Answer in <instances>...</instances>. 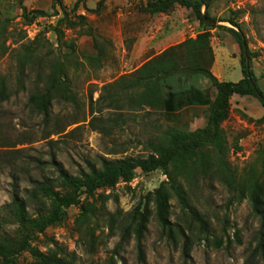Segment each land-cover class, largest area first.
I'll list each match as a JSON object with an SVG mask.
<instances>
[{"label":"rangeland","instance_id":"374dc122","mask_svg":"<svg viewBox=\"0 0 264 264\" xmlns=\"http://www.w3.org/2000/svg\"><path fill=\"white\" fill-rule=\"evenodd\" d=\"M99 1L58 0L53 9L52 0H0V80L8 93L0 101V153L7 161H0V207L10 203L15 179L25 198L34 182L56 178L59 168L78 176L99 168L102 159L145 158L150 154L146 143L157 141L167 128H204L205 107H185L171 121L160 102L153 108L139 106L133 102L137 91H123L122 82L108 87L198 34H210L212 74L219 81L237 82L240 50L229 30L240 31L264 93V0H211L208 16L214 28L179 4L151 13L147 0H105L97 9ZM23 8L47 15L27 23ZM174 57L183 60L181 53ZM202 60L208 64L209 56ZM56 64L62 68L57 88L67 86L74 101L57 94L41 113L29 97L44 92ZM161 86L164 93L196 88L215 94L207 79L188 72L170 75ZM230 104L221 128L226 160L244 196L238 198L215 177L180 180L205 231L173 195L170 225L163 227L144 196L167 177L160 169L137 170L128 184L83 196V206L91 210L88 219L81 221L80 209L70 207L62 222L36 235L32 246L65 264H264V252L255 251L264 245V109L251 96L235 95ZM252 188L261 200V215L249 199ZM139 205L147 214L140 237L138 219L133 220ZM5 238L18 239L13 222H0V240ZM16 263L38 264L28 252L20 253Z\"/></svg>","mask_w":264,"mask_h":264},{"label":"trees","instance_id":"16d2710c","mask_svg":"<svg viewBox=\"0 0 264 264\" xmlns=\"http://www.w3.org/2000/svg\"><path fill=\"white\" fill-rule=\"evenodd\" d=\"M104 1L98 2L97 9L103 5ZM210 2L211 0H155L153 2L147 0V9L151 13H162L174 4H179L184 8L191 9L198 20L204 22L210 20L211 27L214 28L213 19L208 16ZM56 3L58 0H52L53 9L56 7ZM203 8H205L204 12H202ZM63 13L67 16L66 12ZM45 15L47 13L43 11L28 12L25 8L22 12L23 19L27 23L36 17ZM79 19L82 21L84 18L80 17ZM56 31L59 33L58 30ZM229 33L237 42L240 50L241 79L237 82L219 81L210 71L209 66L212 63L210 34L204 32L198 34L194 39H187L168 48L160 55L143 63L129 76L108 86L111 88L122 82L123 91H137L138 95L133 102L139 106L153 108L156 103L160 102L163 109L162 114L171 121L185 107H205L207 121L204 128L194 131L167 128L157 141L146 143L150 154L145 158L102 159L99 168L91 167L87 173L81 172L78 176H71L59 168L56 178L49 177L34 182L31 189L25 191V198L21 196L17 179L14 180L10 203L0 207V222H13L17 227L18 239L0 240L1 264H17L16 258L22 252H28L38 264H65L58 258L43 255L32 246L36 235L43 233L48 227L62 222L66 216V210L70 207L80 209L81 221L88 219L91 210L88 206H83L82 197L92 195L100 188L113 189L118 183L128 184L133 180L137 170L150 173L160 169L167 177L166 181L144 196L145 203L154 205L156 217L165 228L170 225L169 200L173 195L179 205L189 212L191 218L198 222L201 230L205 231L203 221L188 205V199L180 180H189L195 176L215 177L238 198L244 196V191L238 185L234 172L226 160L228 146L221 124L229 116L230 100L233 96L254 97L264 109V93L252 71V54L247 48L244 35L240 31L234 30H229ZM179 53L182 54L183 60H177L174 57ZM206 55L209 56L208 64H200ZM190 58L195 60H189ZM53 71L47 78L44 92L29 97V103L41 113L49 110L51 101L57 94L62 99L74 101V96L67 86L63 85L60 88V85L57 88V85L61 83V66L56 64ZM182 72L203 76L215 90L214 96L211 97L208 92L205 93L196 88H190L181 94L174 91L164 93L161 86L162 81L172 74ZM7 98V88L2 78L0 80V101ZM9 159L7 158V160ZM0 161L7 164L3 153H0ZM252 189L249 191V199L254 211L261 215V200L256 189ZM30 208L33 209L32 214L29 212ZM139 208L140 205L135 209L133 218L134 221L138 219L136 230L138 237H140L142 227L147 220L145 209L143 208V212H140ZM216 246L219 247L220 242H217ZM259 250L264 252L262 243H259L255 248V251Z\"/></svg>","mask_w":264,"mask_h":264}]
</instances>
